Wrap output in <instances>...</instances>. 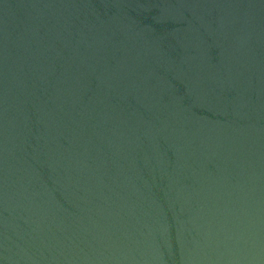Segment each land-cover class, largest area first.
Instances as JSON below:
<instances>
[{"label": "water", "instance_id": "95a60500", "mask_svg": "<svg viewBox=\"0 0 264 264\" xmlns=\"http://www.w3.org/2000/svg\"><path fill=\"white\" fill-rule=\"evenodd\" d=\"M0 264H264V0H0Z\"/></svg>", "mask_w": 264, "mask_h": 264}]
</instances>
